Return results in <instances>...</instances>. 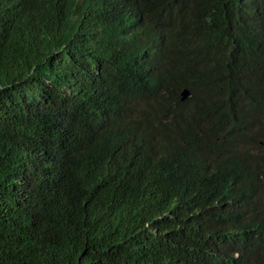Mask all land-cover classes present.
Instances as JSON below:
<instances>
[{
    "label": "trees",
    "instance_id": "trees-1",
    "mask_svg": "<svg viewBox=\"0 0 264 264\" xmlns=\"http://www.w3.org/2000/svg\"><path fill=\"white\" fill-rule=\"evenodd\" d=\"M0 264H264V0H0Z\"/></svg>",
    "mask_w": 264,
    "mask_h": 264
},
{
    "label": "clouds",
    "instance_id": "clouds-1",
    "mask_svg": "<svg viewBox=\"0 0 264 264\" xmlns=\"http://www.w3.org/2000/svg\"><path fill=\"white\" fill-rule=\"evenodd\" d=\"M257 1V0H256ZM197 66H200L197 63ZM182 100H186L190 98V93L187 89H184L181 93ZM205 104V102H203ZM195 107H199L203 109L202 103L200 101L192 102L191 105L186 109V113H183V125L185 133L181 134L179 137L178 143L174 146V148L165 155L158 156L156 152L149 153L146 155L144 152L140 151V155L138 158V162H142L144 159H147L151 168L148 169H139L135 168V186L138 193H143L145 188L149 186V184H153L154 181L159 180L158 176L167 174L170 169L173 172L174 165L176 163L175 160V152L178 150L179 154L177 156L183 155L187 148H179L180 142H187V140H191L192 137L198 138H206L208 141V134H210V124L201 122L202 117H198L194 114ZM252 104H247L245 107L238 108L232 117V119H236V123H241L244 118H248L251 113L255 110ZM191 108V109H190ZM225 109V104L219 105L215 108L210 109L209 103L207 104V114L211 120H216L218 114L223 112ZM184 138V140H183ZM183 140V141H182ZM179 144V145H178Z\"/></svg>",
    "mask_w": 264,
    "mask_h": 264
}]
</instances>
